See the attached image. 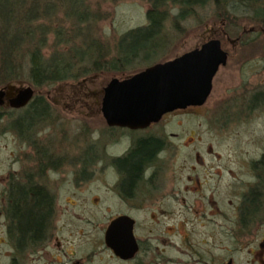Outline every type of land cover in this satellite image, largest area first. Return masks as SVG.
<instances>
[{
	"label": "flooded vegetation",
	"instance_id": "obj_1",
	"mask_svg": "<svg viewBox=\"0 0 264 264\" xmlns=\"http://www.w3.org/2000/svg\"><path fill=\"white\" fill-rule=\"evenodd\" d=\"M103 86L96 126L84 115L75 129L54 100L12 106L4 96L12 144L0 174V264H264V146L251 157L241 149L223 187L225 172L198 148L201 163H189L181 133L165 126L168 113L203 103L143 126L112 124ZM241 97L222 123L263 108L264 83Z\"/></svg>",
	"mask_w": 264,
	"mask_h": 264
},
{
	"label": "rangeland",
	"instance_id": "obj_2",
	"mask_svg": "<svg viewBox=\"0 0 264 264\" xmlns=\"http://www.w3.org/2000/svg\"><path fill=\"white\" fill-rule=\"evenodd\" d=\"M86 1L90 2V7L94 10L99 4L97 10L100 11L97 12V15H104V18L97 21L94 27L100 34L103 44L110 49L109 51L114 50V42L122 33L147 23L146 11L151 6L149 0ZM212 10V4L198 7L193 15L180 20L175 27L172 17L176 10L170 8L161 33L157 36L162 43L156 52L148 62L134 63L132 65L134 67H128L126 71L91 70L83 75L69 77L39 88L29 82L26 74L22 78L10 80L8 83L15 86L32 84L35 94H41L54 100V103L62 109V114L73 118V129L79 123L78 119L84 115L88 116L90 125L96 126L99 116L96 101L100 98L102 86L111 77L126 76L155 61L171 58L198 46L210 37H218L223 48L229 51L230 57L227 63L220 66L214 75L210 95L200 106L168 113V118H165L167 121L165 126L168 131L181 133L178 146L184 148L181 153L189 163L196 165L201 163V160L193 153L194 151L192 152V148H198L202 162L213 163L218 172H225V178L220 180L218 177L216 180L219 185L224 187L226 180L229 179L228 169L237 167L235 164L240 163L238 156L241 149L245 151L247 157H251L253 153L264 146V104L263 108L259 107L248 112V116L244 115L241 119L228 124L222 123L224 117L222 113H225L224 108L229 101L231 102V98L243 105L241 94L244 93L246 98L253 87L259 88L261 83H264V33L261 32V25L243 17L244 13L237 11L236 22H227L215 19ZM233 40H236L235 44H233L235 42ZM136 45L135 43L132 45L123 44V48L133 50ZM246 88L248 90H245ZM72 103L74 104L72 107H61V104ZM176 119L184 122L181 125H176ZM5 122L0 119V174L7 162L8 147L12 144L9 135L2 132ZM49 127L48 130L51 128ZM192 139L193 142H190ZM182 142L183 146L180 144ZM210 146L214 147L217 154L209 152ZM233 153L236 154L234 157H232ZM232 158H235V164L232 162ZM181 159L182 156H176L174 161L178 163Z\"/></svg>",
	"mask_w": 264,
	"mask_h": 264
},
{
	"label": "trees",
	"instance_id": "obj_3",
	"mask_svg": "<svg viewBox=\"0 0 264 264\" xmlns=\"http://www.w3.org/2000/svg\"><path fill=\"white\" fill-rule=\"evenodd\" d=\"M149 1L147 23L122 33L109 51L94 27L104 18L97 15L99 4L96 11L86 0H0V85L26 74L39 88L91 70L123 72L134 63L148 62L162 43L157 36L170 8L176 10L175 27L208 4L215 19L236 22L238 11L264 27V0ZM133 43V50L123 48Z\"/></svg>",
	"mask_w": 264,
	"mask_h": 264
},
{
	"label": "water",
	"instance_id": "obj_4",
	"mask_svg": "<svg viewBox=\"0 0 264 264\" xmlns=\"http://www.w3.org/2000/svg\"><path fill=\"white\" fill-rule=\"evenodd\" d=\"M227 60V50L218 37L171 58L156 61L126 76L111 77L103 86L101 110L108 123L143 126L176 108L204 103L212 80ZM12 106L26 104L34 95L32 84L0 85Z\"/></svg>",
	"mask_w": 264,
	"mask_h": 264
}]
</instances>
